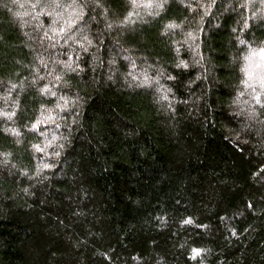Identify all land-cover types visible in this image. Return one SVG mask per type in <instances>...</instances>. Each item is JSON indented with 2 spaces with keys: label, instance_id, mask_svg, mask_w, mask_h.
Wrapping results in <instances>:
<instances>
[{
  "label": "trees",
  "instance_id": "1",
  "mask_svg": "<svg viewBox=\"0 0 264 264\" xmlns=\"http://www.w3.org/2000/svg\"><path fill=\"white\" fill-rule=\"evenodd\" d=\"M262 54L264 0H0V264H264Z\"/></svg>",
  "mask_w": 264,
  "mask_h": 264
},
{
  "label": "snow or ice",
  "instance_id": "2",
  "mask_svg": "<svg viewBox=\"0 0 264 264\" xmlns=\"http://www.w3.org/2000/svg\"><path fill=\"white\" fill-rule=\"evenodd\" d=\"M132 3L133 4H135L136 3V0H132ZM129 16H131V13H129ZM168 27H174V25H168ZM262 55H264V54H262ZM36 127V125H33V128H35ZM37 150L39 151L40 149L39 148H37ZM44 167H47V165H44ZM186 222H190V221H186ZM194 253L196 254V255H198L199 254V250H194Z\"/></svg>",
  "mask_w": 264,
  "mask_h": 264
}]
</instances>
